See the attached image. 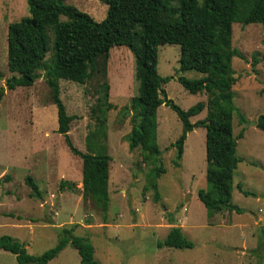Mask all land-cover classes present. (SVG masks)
<instances>
[{
  "label": "rangeland",
  "instance_id": "1",
  "mask_svg": "<svg viewBox=\"0 0 264 264\" xmlns=\"http://www.w3.org/2000/svg\"><path fill=\"white\" fill-rule=\"evenodd\" d=\"M65 1L97 22L107 16L108 7L99 0ZM29 15L28 0H0V92L4 94L0 105V237L10 236L30 255L40 256L58 244V229L77 226L76 236L90 239L98 264H264V254L260 257L254 252L264 233V131L257 128L259 117L264 116L263 27L233 25V47L244 56L233 60L237 77L234 102L247 121L242 126L239 117H234L235 136L245 131L238 140L237 154L242 162L234 174L232 203L243 212L226 211L213 219L198 197L200 190L208 188L206 130L196 128L188 134L181 167L176 168L172 145L183 126L166 105L158 110V145L166 169L157 180L160 199L156 200L155 190H145L150 167L142 163L140 148L130 151L127 140L132 130L131 100L139 90L135 58L126 47L110 51L107 80L114 108L108 113L112 162L109 219L104 222L102 213L83 200L82 160L58 133V111L44 72L32 87L8 89L7 80L13 76L8 68L9 27ZM52 54L53 50L48 57ZM180 55L178 45L159 47L162 77L178 76ZM255 56L259 63L253 65ZM184 76L202 77L197 72ZM103 81L104 75L97 73L86 85L60 82L67 113L77 117L69 136L83 153L88 152L86 138L95 127L92 109ZM164 88L184 110L207 102L205 93L192 95L176 79ZM206 117L207 109L191 122ZM28 177L39 185L42 200L31 197ZM239 185L253 195L245 196ZM173 227L182 228L194 244L192 249L159 248ZM0 264L18 262L13 254L0 251ZM49 264H81V257L69 245Z\"/></svg>",
  "mask_w": 264,
  "mask_h": 264
},
{
  "label": "trees",
  "instance_id": "2",
  "mask_svg": "<svg viewBox=\"0 0 264 264\" xmlns=\"http://www.w3.org/2000/svg\"><path fill=\"white\" fill-rule=\"evenodd\" d=\"M99 1L108 7L102 22L66 4L65 0H28L30 15L9 27L8 68L13 76L7 80L8 89L32 87L41 78L40 72H44L52 103L58 111V133L64 136L71 152L82 160L83 200L91 202L107 222L112 162L108 148V113L114 108L110 103L107 69L110 51L114 47L128 48L135 58L139 90L131 100L132 130L127 140L130 151L140 148L142 163L150 167L145 190H155L156 200L160 199L157 180L166 169L158 145V110L166 105L177 114L183 126L182 134L172 145L176 149L173 161L176 168L181 167L188 134L196 128L206 130L208 188L200 190L198 197L208 217L213 219L226 211L242 214L241 208L232 203V193L234 174L242 162L237 154L238 140L244 137L245 130L235 136L234 117H239L242 126L247 120L234 102L237 77L233 60L244 56L233 47V25L260 24L264 29V0ZM62 16L66 17L65 21ZM164 45L181 48L177 77L164 78L159 74V47ZM52 50V56L48 57ZM258 63L257 57H253V65ZM188 72H197L202 77L188 79L184 76ZM97 73L104 75V81L98 85L97 101L92 109L95 127L86 138L88 152L83 153L69 136L77 117L67 113L60 82L86 85ZM174 79L192 95L205 93L207 102L182 109L164 88ZM3 96L0 92V105ZM206 109L205 119L191 122ZM257 128L264 131V116L259 117ZM26 184L32 190V198L43 199L33 177H28ZM238 188L245 196L253 195L241 185ZM70 189L73 190V185ZM76 228L58 229V244L40 256L30 255L23 244L10 236L0 237V251L13 254L18 264H49L70 245L78 251L81 264H98L90 239L76 236ZM258 245L254 252L261 257L264 233ZM158 246L186 250L194 244L182 228L173 227Z\"/></svg>",
  "mask_w": 264,
  "mask_h": 264
},
{
  "label": "water",
  "instance_id": "3",
  "mask_svg": "<svg viewBox=\"0 0 264 264\" xmlns=\"http://www.w3.org/2000/svg\"><path fill=\"white\" fill-rule=\"evenodd\" d=\"M3 91H4V89H3Z\"/></svg>",
  "mask_w": 264,
  "mask_h": 264
},
{
  "label": "crops",
  "instance_id": "4",
  "mask_svg": "<svg viewBox=\"0 0 264 264\" xmlns=\"http://www.w3.org/2000/svg\"><path fill=\"white\" fill-rule=\"evenodd\" d=\"M41 204V203H40Z\"/></svg>",
  "mask_w": 264,
  "mask_h": 264
}]
</instances>
